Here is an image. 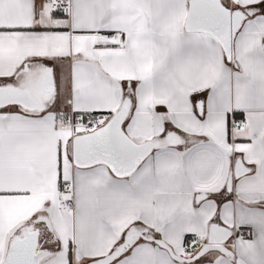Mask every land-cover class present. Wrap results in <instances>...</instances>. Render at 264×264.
Returning <instances> with one entry per match:
<instances>
[{"label": "snow or ice", "instance_id": "obj_1", "mask_svg": "<svg viewBox=\"0 0 264 264\" xmlns=\"http://www.w3.org/2000/svg\"><path fill=\"white\" fill-rule=\"evenodd\" d=\"M0 264H264V0H0Z\"/></svg>", "mask_w": 264, "mask_h": 264}]
</instances>
